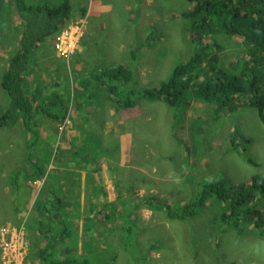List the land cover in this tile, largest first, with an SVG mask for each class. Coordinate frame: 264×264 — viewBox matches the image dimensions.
I'll return each mask as SVG.
<instances>
[{
    "label": "rangeland",
    "instance_id": "1",
    "mask_svg": "<svg viewBox=\"0 0 264 264\" xmlns=\"http://www.w3.org/2000/svg\"><path fill=\"white\" fill-rule=\"evenodd\" d=\"M70 3L68 20L34 50L33 72L24 78L29 96L38 98L35 117L28 127L23 121L0 127V264H44L34 257L31 242L37 244L40 238L32 224L39 219L37 197L45 179L49 180V170L62 193L80 201L78 209L66 210H77L76 218L56 216L62 221L68 218L78 228L64 247L82 258L83 264H264L261 226L221 224V205L215 198L187 219L171 218L165 210L167 205L178 207L195 200L206 182L247 185L252 176L264 174V122L256 108L242 104L218 114L214 101H200L189 88L177 107L140 97L130 110L118 108L104 90L98 91L92 110L87 108L84 114L69 99L66 115L56 120L47 114L45 98L39 100L54 89L68 87L73 93L79 77L93 80L98 70L118 64L132 69L136 88L158 87L198 46L184 15L192 4L187 0ZM22 29L23 21L9 3L0 11V112L10 103L1 81ZM202 42L208 47L204 74H213L220 66L247 84L241 59L248 55L240 38L216 32ZM123 126L148 141L142 148L135 144L132 162L121 157L118 132ZM96 145L99 154L86 160L85 148ZM58 146L66 164L54 158ZM47 147L53 154L43 164L45 176L31 182L30 204L15 214L9 175L20 166L28 167L29 158L37 159L33 149L49 153ZM74 158L76 164L68 165ZM95 171L100 182L91 179ZM94 224L95 230L87 232V226Z\"/></svg>",
    "mask_w": 264,
    "mask_h": 264
},
{
    "label": "trees",
    "instance_id": "2",
    "mask_svg": "<svg viewBox=\"0 0 264 264\" xmlns=\"http://www.w3.org/2000/svg\"><path fill=\"white\" fill-rule=\"evenodd\" d=\"M187 1L192 6L184 15L191 22V37L195 42L198 41V46L189 60L173 68L169 80L161 82L156 88L141 90L132 84L133 71L129 66L118 64L103 68L98 70L97 74L93 73L95 74L93 80L79 77L77 87L80 88L73 89V93L67 87L54 89L49 96L43 95L39 98V100L45 98L42 102L47 106L49 117L62 119L67 113L69 99L74 102L77 109L91 105L98 91L104 90L118 108H133L139 104L140 97L161 99L167 105L177 107L182 103L187 90L191 88L190 94L200 101H214L218 114L222 111H234L242 104H248L257 109L260 119L264 122V0ZM9 3L14 5L22 19L23 29L17 48L8 58L1 81V86L10 97V103L3 112H0V127L19 124L20 121L28 127L35 117L37 106L35 107L34 103L38 99L29 96L24 79L33 72L31 56L40 43L62 29L70 16L72 6L70 0H0V11H4ZM216 32L240 38L248 55L241 59L243 70L248 71L243 72L247 79L246 85L238 76L227 75L225 69L220 66L215 73L204 74L208 47L202 41ZM85 112L82 109L80 114ZM237 136L234 135L235 138ZM31 143L34 145L39 142ZM96 146L97 148L94 146L85 148L86 160L87 156L94 157L99 154L101 144ZM45 150L49 153H40L33 149L37 159L29 158L28 167L20 166L9 175L15 195L12 206L15 214L29 206L33 190L31 182L35 178L45 176L46 167L43 164H47L48 160L50 162L53 154L50 148L48 150L47 147ZM61 151L62 148L58 146L54 152V158L60 165L66 164L60 156ZM245 158L248 162L254 163L252 158ZM77 161L78 158H74L67 164L75 165ZM49 172V180L45 179L39 191L40 197H37L39 219L35 218L32 225L40 238L37 239V244L31 242L32 253L44 264H83L82 258L71 253L68 247H64L70 236L77 235L78 228L68 218L62 221L56 216L57 213H62V216L76 218L77 210L69 213H66V210L70 206L78 209L80 201L72 199L69 194H63L61 186L52 180L54 177L50 170ZM212 198L221 205L218 217L221 224L233 228L254 223L255 227L261 226L264 231V208H260L264 203V174L252 176L247 185H233L224 180L206 182L195 200L178 207L167 205L165 210L171 218H191ZM151 200L153 199L148 200L147 204ZM95 226L88 225L86 231L93 232ZM243 229L244 227L240 231ZM126 230L128 232L130 226L127 225ZM86 236L93 240L90 234ZM59 248L62 251L59 252Z\"/></svg>",
    "mask_w": 264,
    "mask_h": 264
},
{
    "label": "crops",
    "instance_id": "3",
    "mask_svg": "<svg viewBox=\"0 0 264 264\" xmlns=\"http://www.w3.org/2000/svg\"><path fill=\"white\" fill-rule=\"evenodd\" d=\"M81 75H82V73H81ZM159 100H161V99H159ZM87 108H91V110H92V107L90 105H84V106L78 108L77 111L79 113H81L82 109H83V111H86ZM134 108L135 107L131 108L130 110H132ZM123 109H126V108H123ZM111 112H114V111L111 110ZM132 115H133L132 113H129L128 114V116H132ZM110 118H111V121L115 119L114 117L112 119V116H110L109 119ZM83 120H85V118H83ZM127 122H128V119H125L124 125ZM118 134L121 135V139H122V144L120 146V150H121V157H122L123 160H126V158L128 160V158H129V159H131V162H132V160L134 161V152H133V149L135 147V144L138 145V146H141V148H142L143 145H148L147 138H145L143 135L137 137L135 134H133V133L131 134L130 133V130H128L125 126L121 127V130L118 132ZM140 171L143 174L145 172V175H148L147 172H146V170L142 169ZM95 177H97L96 181L97 182H100L99 175L97 174L96 171L94 172V174L91 175V179L93 180ZM107 191H109L108 188H107Z\"/></svg>",
    "mask_w": 264,
    "mask_h": 264
}]
</instances>
